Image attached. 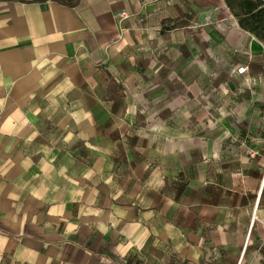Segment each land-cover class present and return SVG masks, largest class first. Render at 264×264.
I'll return each instance as SVG.
<instances>
[{
    "label": "crops",
    "instance_id": "obj_1",
    "mask_svg": "<svg viewBox=\"0 0 264 264\" xmlns=\"http://www.w3.org/2000/svg\"><path fill=\"white\" fill-rule=\"evenodd\" d=\"M263 53L223 0H0V264H264Z\"/></svg>",
    "mask_w": 264,
    "mask_h": 264
},
{
    "label": "trees",
    "instance_id": "obj_2",
    "mask_svg": "<svg viewBox=\"0 0 264 264\" xmlns=\"http://www.w3.org/2000/svg\"><path fill=\"white\" fill-rule=\"evenodd\" d=\"M239 27L264 43V0H223Z\"/></svg>",
    "mask_w": 264,
    "mask_h": 264
},
{
    "label": "rangeland",
    "instance_id": "obj_3",
    "mask_svg": "<svg viewBox=\"0 0 264 264\" xmlns=\"http://www.w3.org/2000/svg\"><path fill=\"white\" fill-rule=\"evenodd\" d=\"M236 139H235V136L233 135V136H229V135H227L226 136V138L225 139H223V142L224 143H227L228 145H225V146H223L224 147V151L227 153V154H229V155H231L230 153L231 152H233V150L234 149H236V141H235ZM244 151V150H243ZM230 152V153H229ZM250 153V152H249ZM234 157H236V155H234ZM213 169V167H211V170Z\"/></svg>",
    "mask_w": 264,
    "mask_h": 264
},
{
    "label": "built area",
    "instance_id": "obj_4",
    "mask_svg": "<svg viewBox=\"0 0 264 264\" xmlns=\"http://www.w3.org/2000/svg\"><path fill=\"white\" fill-rule=\"evenodd\" d=\"M244 69H240V71H243ZM261 72L264 73V53L262 55V66H261ZM261 180L264 182V165L262 169V175H261Z\"/></svg>",
    "mask_w": 264,
    "mask_h": 264
}]
</instances>
